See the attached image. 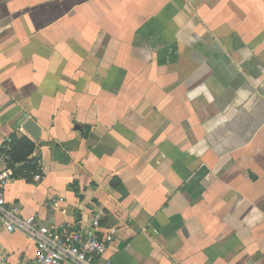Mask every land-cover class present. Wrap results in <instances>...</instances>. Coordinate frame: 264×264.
Returning <instances> with one entry per match:
<instances>
[{"label":"crops","instance_id":"1","mask_svg":"<svg viewBox=\"0 0 264 264\" xmlns=\"http://www.w3.org/2000/svg\"><path fill=\"white\" fill-rule=\"evenodd\" d=\"M12 138L33 167L6 204L59 232L100 213L113 264H264V0H0ZM35 257L0 223L3 264Z\"/></svg>","mask_w":264,"mask_h":264},{"label":"built area","instance_id":"2","mask_svg":"<svg viewBox=\"0 0 264 264\" xmlns=\"http://www.w3.org/2000/svg\"><path fill=\"white\" fill-rule=\"evenodd\" d=\"M40 171V168H38ZM34 182L42 180L39 173L26 172ZM16 179L12 158L7 147L0 152V223L8 233L22 232L36 248L35 264H113L105 258L117 233L111 227L102 233L101 214L96 213L88 225L77 230L59 232L56 226L42 225L35 216L22 217L18 205L6 204L3 188ZM62 199L52 200L57 208ZM0 262L6 263L4 258Z\"/></svg>","mask_w":264,"mask_h":264},{"label":"trees","instance_id":"3","mask_svg":"<svg viewBox=\"0 0 264 264\" xmlns=\"http://www.w3.org/2000/svg\"><path fill=\"white\" fill-rule=\"evenodd\" d=\"M8 145L11 147L10 156L12 158V161L15 163L24 161L27 164H24L22 168H28L29 170H32L31 168L33 167V164L31 163V161H27V157L33 150V144L24 138L19 140H17L16 138H12L8 142ZM14 171L15 176L17 177V171L15 169Z\"/></svg>","mask_w":264,"mask_h":264},{"label":"water","instance_id":"4","mask_svg":"<svg viewBox=\"0 0 264 264\" xmlns=\"http://www.w3.org/2000/svg\"><path fill=\"white\" fill-rule=\"evenodd\" d=\"M27 126L28 128H25L26 131L30 134V136L34 139V140H37V135H36V130L34 128V122L32 120H28L27 122ZM30 128V130H29Z\"/></svg>","mask_w":264,"mask_h":264}]
</instances>
